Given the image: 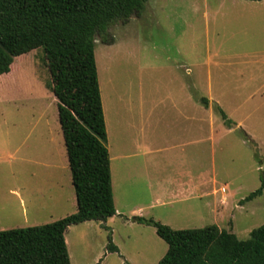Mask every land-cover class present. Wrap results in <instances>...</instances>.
Wrapping results in <instances>:
<instances>
[{"label":"rangeland","instance_id":"obj_1","mask_svg":"<svg viewBox=\"0 0 264 264\" xmlns=\"http://www.w3.org/2000/svg\"><path fill=\"white\" fill-rule=\"evenodd\" d=\"M108 33L114 44L97 37L95 55L116 208L145 203L151 163L162 162L178 193L154 212L164 225H216L248 239L264 225V194L243 202L264 176V0H149L139 16L114 23ZM50 84L43 48L17 57L11 73L0 75V231L77 212ZM217 105L234 128L224 125ZM152 131L163 148L154 156L145 152ZM138 134L143 151L129 185L140 197L132 199L121 190L116 153L119 138L131 143ZM185 135L194 143L169 147ZM202 175L205 196L189 197ZM126 216L130 223L116 217L109 230L94 221L70 226L71 263L158 264L168 245L154 227ZM109 235L119 252L108 251Z\"/></svg>","mask_w":264,"mask_h":264},{"label":"trees","instance_id":"obj_2","mask_svg":"<svg viewBox=\"0 0 264 264\" xmlns=\"http://www.w3.org/2000/svg\"><path fill=\"white\" fill-rule=\"evenodd\" d=\"M148 1L0 0V75L11 73L17 57L44 49L77 204L75 214L51 224L0 231V264H71L68 228L117 215L96 38L113 45L109 28L139 16ZM203 103L209 106L208 100ZM214 109L227 128L236 126L218 105ZM263 194L264 176L243 202ZM134 221L154 227L168 245L158 264H264V225L240 240L216 225L174 230L153 219ZM108 241V251L119 252L111 235Z\"/></svg>","mask_w":264,"mask_h":264},{"label":"crops","instance_id":"obj_3","mask_svg":"<svg viewBox=\"0 0 264 264\" xmlns=\"http://www.w3.org/2000/svg\"><path fill=\"white\" fill-rule=\"evenodd\" d=\"M103 110H104V106H103ZM106 128H107V125H106ZM156 134H157L156 131H152V135L147 140V146L145 147L146 149L145 152H147L151 156L157 155L161 151H163V148L161 146V142H162L161 137L157 139L158 136H156ZM185 136H186L185 138H183L184 136L180 138V142H178L177 140H174L171 143H169L168 144L169 147L177 146V144L179 143L180 144L184 143L185 145L194 143V141L192 140L188 141L187 135ZM135 137L131 139V143H125L122 137L119 138L118 145H117V153H116L117 169H118V176H119L121 190L124 191V194L128 195L132 199L137 198V196L140 197V193L139 192L135 193V188L132 187L133 182H130V185H129V178L131 181V179L134 177L136 169L138 167L136 159L139 157V155H141V152L143 151V148L141 147L139 140H138L139 134L135 135ZM203 140L204 138L202 136L201 142H203ZM198 142L199 141H197V143ZM167 143L168 141L166 140L165 144ZM165 149H167V146L166 148H164V150ZM110 157H111V154H110ZM68 165H69V162H68ZM151 166L154 172L150 176V179H147L146 181V183H148L147 185L148 195H147V198L145 199V203H142L134 199L133 200L134 203L132 205H129V204H126L124 206L122 205V210H119L118 208H116L117 215L113 218L108 219L107 222H97L98 226H101V227L105 226V227L110 228L108 223L114 221L116 217H120L123 220H125L126 223H130L131 221L126 216L127 214H130V216H132L133 218L135 217L147 218V217H150L149 215L151 213H154L157 208H167V206L171 205L172 203L176 201L178 193L175 192L172 188L173 178L171 175H168L166 173L164 164L162 162H153V164L151 163ZM69 170H70V167H69ZM111 170H112V161H111ZM205 182H206V179L202 175L200 178V182L198 181L196 184L195 192H190L189 197L194 198L195 197L194 195L195 194L197 195V193H198V196L196 197L198 198H202L203 196H205L204 194ZM124 184L126 185V187L124 186ZM199 188H200L199 191H201V195H199V191H198ZM115 207H117L116 204H115ZM151 219L155 221H159L161 223L162 222L166 223L165 221L161 220V217L155 216V213ZM133 223L135 222H132L131 224ZM65 238H66V235H65ZM69 256L71 257L70 253H69ZM99 262H101L102 264V260H100Z\"/></svg>","mask_w":264,"mask_h":264},{"label":"built area","instance_id":"obj_4","mask_svg":"<svg viewBox=\"0 0 264 264\" xmlns=\"http://www.w3.org/2000/svg\"><path fill=\"white\" fill-rule=\"evenodd\" d=\"M220 191H221L223 194H226L227 189L223 187V188H221ZM225 199H226V198H224L223 201H226Z\"/></svg>","mask_w":264,"mask_h":264}]
</instances>
